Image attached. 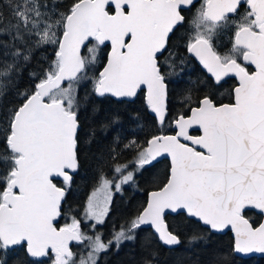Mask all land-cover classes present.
<instances>
[{
  "label": "snow or ice",
  "instance_id": "snow-or-ice-1",
  "mask_svg": "<svg viewBox=\"0 0 264 264\" xmlns=\"http://www.w3.org/2000/svg\"><path fill=\"white\" fill-rule=\"evenodd\" d=\"M241 0H203L189 21L191 34L184 47L210 74L214 85L234 75L238 86L232 103H217L211 92L195 101L192 89L185 100L191 114L174 121V135H154L145 144L137 143L135 135L123 145L134 149L135 155L126 163H118L121 153L108 149L115 162L114 176L102 171L98 185L89 194L84 219L93 221L92 228L103 224L113 198V188L122 191L126 184H135L136 173L153 165L167 154L171 167L167 183L149 193L147 205L127 224L113 227L105 242L102 233L95 236L81 231L75 217L71 223L57 228L54 221L61 215L62 202L71 188L72 173L79 170L80 111L90 94L79 95L82 82L92 80V94L132 98L141 85L146 86V104L156 120L163 125L167 109V76L182 75L185 60L169 53L162 71L159 56L168 49L175 30L186 20L182 9L191 8L194 0H76L67 12H58L54 0H23L13 4L3 0V9L11 11L10 20L0 26V95L13 75L23 74L34 53L46 46L55 47V57L42 76L30 77L38 82L34 91L19 95L24 102L10 110L9 132L5 138L6 154L0 164L6 167L4 187L0 191V252L23 247L29 258L54 254L53 264H77L70 242H87V256L78 264H97L98 256L114 244L119 248L136 239L137 230L151 225L159 242L169 248L182 240L164 222L166 210H185L189 218L211 231L230 225L235 233V251L264 253V223L253 227L243 212L253 207L264 212V0H246L249 10L239 21L229 20L238 12ZM235 26L231 51L220 54L214 47L219 30ZM91 40L96 43L87 47ZM111 43L107 63L98 77H89L88 69L97 62V49ZM255 66L249 72L239 60ZM177 68L180 69L177 72ZM67 86H64V83ZM97 112V109H93ZM129 120L135 124L139 116ZM122 123L120 114L107 116L99 123L102 130ZM198 126L202 134L192 136L189 129ZM86 143L91 142V137ZM181 138L189 143H182ZM119 140L117 136L114 142ZM199 149V150H198ZM135 168L129 171L130 165ZM62 178L63 186L54 183ZM18 189V191H14ZM202 237L192 235L190 242ZM147 246V243L146 245ZM151 257L157 256L153 250ZM16 264H23L17 260ZM138 264H152L142 258ZM219 264V262H215Z\"/></svg>",
  "mask_w": 264,
  "mask_h": 264
},
{
  "label": "trees",
  "instance_id": "trees-1",
  "mask_svg": "<svg viewBox=\"0 0 264 264\" xmlns=\"http://www.w3.org/2000/svg\"><path fill=\"white\" fill-rule=\"evenodd\" d=\"M13 4H23V0H12ZM76 0H54L58 12H67ZM203 0L193 5L190 9L182 11L186 20L184 24L175 30L169 40L168 49L164 52L161 61L162 71L167 74L168 68L164 66L165 58L169 53L177 54V62L180 58L185 60V66L182 75L167 76V114L163 125L158 123L146 104L145 93L140 90L132 100L117 99L110 95L97 97L92 94V80L82 82L79 95L83 105V97L86 93L90 94V100L86 106H82L80 111L81 128L79 131V158L80 167L73 175L71 188L62 202L61 215L55 222L57 228L71 223L73 217L79 220L81 231L87 235L95 236L96 233H102L103 237L111 238L113 227L119 230L120 225L127 226L128 222L144 208L147 200V193L150 190L162 187L167 181L169 175V162L167 159H160L153 165L146 167L141 172L136 173L135 184L129 183L122 187V191L113 195L109 213L103 224H98L95 229L92 228V222L84 219V204L90 191L98 184L101 171L108 177L113 174L112 167L115 162L126 163L135 155L134 149L124 150L123 145L128 139L135 135L137 143L145 144L146 140L154 135L174 133L172 127L173 121L180 115H187L194 103L189 104L185 100L187 90L191 88L193 100L195 101L205 93L211 92L217 103H231L233 100V88L236 84L233 78H228L218 86L214 85L212 79L199 67L195 60L187 53L184 45L188 36L191 34L189 21L192 19L196 9L199 8ZM3 4V0H0ZM249 8L243 2L239 5L238 12L229 17L231 21H239ZM4 19L0 20V26L8 23L10 20L15 23L10 9L5 7ZM234 24L230 23L228 27L220 30L214 38V47L220 54L231 51L235 32ZM9 37L0 36V40H7ZM90 43L82 49V55L87 54V47L94 45ZM109 46H99L97 62L88 69L89 77H98L103 64L105 63ZM55 57V47L46 46L37 50L31 62L26 66L20 76L13 75L12 83L0 95V157L6 154L5 138L9 132L10 110L19 107L24 102V97L19 94L27 91L30 95L34 91V85L38 79L34 80L29 73L35 72L38 77L42 76V69L48 68ZM251 71V67H246ZM180 69L177 68V72ZM67 86V83L64 84ZM93 109H97L94 112ZM113 114H120L122 123L115 128L105 131L99 127V123L105 117ZM139 116V120L133 124L129 117ZM95 135L89 140L92 131ZM197 135V131L192 132ZM119 136V140L114 142ZM121 153L118 161H113L108 155L110 147H116ZM146 146V144H145ZM135 165L129 166L132 171ZM6 173V167L0 164V191L3 190V177ZM57 186H63V180H54ZM244 216L249 220L252 226H256L261 221V214L253 210H245ZM166 224L170 231L179 234L182 243L179 246L169 248L162 245L157 239V235L151 228L140 227L136 232L134 241H126L119 248L114 244L106 252L99 255L97 264H138L142 258H149L152 264H264V258L257 256L240 257L234 253L233 238L230 232L223 234L212 232L210 229L202 226L199 222L186 216L182 212L165 217ZM202 237L196 242H190L192 235ZM147 243V246H145ZM82 248V249H81ZM87 249V242L74 243L71 250L75 254L77 264L82 255L81 251ZM155 250L157 256L151 257L150 253ZM7 264H16L21 260L23 264H53L55 256L49 252L48 256L39 258H29L25 254L23 247H17L7 252ZM5 257L4 252H0V259Z\"/></svg>",
  "mask_w": 264,
  "mask_h": 264
},
{
  "label": "water",
  "instance_id": "water-1",
  "mask_svg": "<svg viewBox=\"0 0 264 264\" xmlns=\"http://www.w3.org/2000/svg\"><path fill=\"white\" fill-rule=\"evenodd\" d=\"M196 1H197V0H194V3H195ZM244 1H246V0H241V3L244 2ZM241 3H240V4H241ZM247 6H248V5H247ZM248 8H249V6H248ZM185 9H187V8H184V9H182V10H185ZM230 16H231V14H230ZM106 44L109 46V50H108V53H109V52L111 51V43H110L109 41H106L103 45H106ZM103 45H101V46H103ZM108 53H107V56H106L105 63L103 64V67L101 68L100 72L103 70L104 66H105L106 63H107ZM190 56L195 60V62L199 65V67H200V68H201V69L207 74V76L210 77V74L207 73V71L202 67V65L199 63V61H198L194 56H192V55H190ZM243 62H244V61H243ZM244 63L252 68V72L255 71V66H254V65H251V64H249V63H247V62H244ZM100 72H99V73H100ZM210 78H211V77H210ZM228 78H233V79L236 81V85L234 86V88H235L236 86H238V79H237L234 75H229V76L223 78L222 81H224V80H226V79H228ZM222 81H221V82H222ZM64 84H66V82H65ZM234 88H233V90H234ZM140 90H143V91L145 92V97H146V93H147V88H146V86L141 85L140 89L137 90V93H138ZM109 95H110V94H109ZM110 96H111V95H110ZM111 97H113V96H111ZM113 98H116V97H113ZM133 98H134V97H132V98H122V99L132 100ZM166 100H167V99H166ZM232 102H234V100H232ZM232 102H231V103H232ZM149 111H150V109H149ZM150 113H151L153 116H155L154 113H152L151 111H150ZM190 114H191V110L189 111V113H188L187 115H185V117L189 116ZM178 118H179V116H178L176 119H178ZM176 119H175V120H176ZM175 120H174V121H175ZM174 121H173L172 126H173V128L175 129V131H176V125H175ZM158 123H159V122H158ZM192 131H197L198 134H197V135H193V134L191 133ZM174 134H175V133H173V134H164V135H174ZM189 134L192 135V136H199V135L202 134V132H201V130L198 128V126H193L192 128L189 129ZM181 142H182V143H189V144H190V142H188V141H184L183 138H181ZM198 150H199V149H198ZM160 159H167V160H168V162H169V171H170V167H171L170 157L167 156V154H163L161 157H159V158L157 159V161L160 160ZM74 173H75V172H74ZM74 173H72V174H74ZM55 180H62V178H56ZM165 183H167V181H166ZM155 190H157V189L150 190V191L147 193V200H146V204H145V206L147 205V202H148V196H149V193L152 192V191H155ZM14 191H18V189H14ZM145 206H144V207H145ZM247 209H249V210H253V211H255V212L261 214V221H260V223H264V212H262V211L259 210V209H255V208H253V207H248V208H246L245 210H247ZM142 210H143V209H142ZM245 210H244V211H245ZM178 212H182V213L186 214L185 210H182V209H181V210H177L176 212H173V211L170 210V209H169V210H166V212H165V214H164V222H165V224H166L165 217H166L167 215H173V214H176V213H178ZM186 216H187V214H186ZM59 217H60V216H59ZM59 217L56 218V220L54 221V224H55V222L58 220ZM245 218H246V217H245ZM192 219H194L195 221H197L195 218H192ZM246 219H247V218H246ZM197 222H198V221H197ZM199 223H200L202 226L208 228L207 226L203 225L201 222H199ZM249 223H250V222H249ZM260 223H259V224H260ZM250 224H251V223H250ZM259 224L256 225V226H253V227H258ZM166 225H167V224H166ZM143 227H150V228L153 230V232L155 233V231H154V229L151 227V225H143ZM208 229H209V228H208ZM212 232H216V233H220V234H223V233H226V232H230L231 235H232V238H233V250H234V253H235L237 256H240V257H243V258L250 257V256H257V257H262V258H264V253L257 252V251H252V252H248V253H243V252H237V251H235V248H234V246H235V233H234V231L232 230V228H231L230 225L226 226L224 229L215 230V231H212ZM155 234H156V233H155ZM74 243H77V242H75V241L70 242V245H69L70 248H71V245L74 244ZM49 252H51L50 249H49ZM42 258H44V257H42ZM39 259H41V258H39Z\"/></svg>",
  "mask_w": 264,
  "mask_h": 264
},
{
  "label": "rangeland",
  "instance_id": "rangeland-1",
  "mask_svg": "<svg viewBox=\"0 0 264 264\" xmlns=\"http://www.w3.org/2000/svg\"><path fill=\"white\" fill-rule=\"evenodd\" d=\"M221 30H222V29H221ZM219 31H220V30H219ZM112 175H113V177H111ZM112 175H111L110 177H108V178H109V179H113V180H115V179H119L118 176H114V174H112ZM97 185H98V184H97ZM97 185H96V186H97ZM96 186H95V187H96ZM124 186H125V185H124ZM92 190H93V189H92ZM92 190L90 191V193L92 192ZM115 192H116V191H115L114 188H113V195L115 194ZM90 193H89V194H90ZM88 196H89V195H88ZM87 199H88V197H87ZM87 199H86V201H87ZM86 201H85V204H86ZM85 204H84V209H85ZM106 217H107V216H106ZM106 217H105V219H106ZM104 221H105V220H104ZM90 222H92V224L94 223L93 221H90ZM97 225H98V224H97ZM97 225H96V226H97ZM102 238H103V240H104L105 242H107V241L109 240L107 237H103V236H102ZM81 249H82V248H81ZM81 252H82V255L86 257V256H87V253H88V248H87V249L85 248V250H84V251H81ZM98 257H99V256H98ZM97 259H98V258H97Z\"/></svg>",
  "mask_w": 264,
  "mask_h": 264
},
{
  "label": "flooded vegetation",
  "instance_id": "flooded-vegetation-1",
  "mask_svg": "<svg viewBox=\"0 0 264 264\" xmlns=\"http://www.w3.org/2000/svg\"><path fill=\"white\" fill-rule=\"evenodd\" d=\"M200 0H197L193 5H195L196 3H198ZM245 3H246V1H244ZM192 5V6H193ZM246 5H247V3H246ZM187 9H190V8H187ZM186 10V9H185ZM182 11H184V10H182ZM108 53V52H107ZM164 54V53H163ZM162 56L163 55H160L159 56V60H162ZM238 62H241L242 64H243V66H245V67H247L248 65H246L243 61H242V59L241 60H239ZM249 72H252V69H251V71H249ZM236 82V81H235ZM221 83V82H220ZM236 85V84H235ZM191 110V109H190ZM189 110V111H190ZM189 113V112H188ZM185 116V115H184ZM173 124V123H172ZM173 127V126H172ZM174 129V128H173ZM175 130V129H174ZM193 132V131H192ZM191 132V133H192ZM174 133H175V131H174ZM168 134H173V133H168ZM162 135H164V134H162ZM108 177H110V176H108ZM111 177H113V175L111 176ZM116 193V192H115ZM141 227H143V226H141ZM143 228H150V227H143ZM152 230V229H151ZM153 231V230H152Z\"/></svg>",
  "mask_w": 264,
  "mask_h": 264
}]
</instances>
